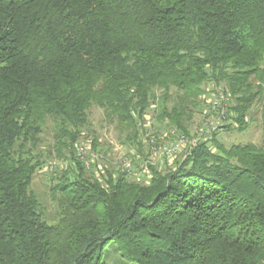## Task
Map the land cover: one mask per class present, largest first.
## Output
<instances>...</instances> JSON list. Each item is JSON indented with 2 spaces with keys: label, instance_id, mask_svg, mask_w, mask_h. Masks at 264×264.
Instances as JSON below:
<instances>
[{
  "label": "trees",
  "instance_id": "trees-1",
  "mask_svg": "<svg viewBox=\"0 0 264 264\" xmlns=\"http://www.w3.org/2000/svg\"><path fill=\"white\" fill-rule=\"evenodd\" d=\"M93 105L141 149L152 106L175 137L219 125L137 179L76 155ZM253 111L259 145L219 141ZM53 159L49 224L31 183ZM109 244L134 264H264V0H0V264H106Z\"/></svg>",
  "mask_w": 264,
  "mask_h": 264
},
{
  "label": "rangeland",
  "instance_id": "rangeland-1",
  "mask_svg": "<svg viewBox=\"0 0 264 264\" xmlns=\"http://www.w3.org/2000/svg\"><path fill=\"white\" fill-rule=\"evenodd\" d=\"M208 90L211 87L207 88ZM217 93L220 91L216 89ZM216 92H211L209 95H206V103H210L209 101H214V98L217 94ZM216 99V98H215ZM220 107V104H219ZM153 106L148 111V116L145 119V128L147 129L145 136H149L154 132V135H157L158 140L155 142V145H152L151 148L149 145L143 144V149L138 148L135 143H131L129 140L125 139L126 131L123 129H119L112 123H108L104 116L102 109L97 106H91L89 109L88 119L89 125L85 128L83 132V138L77 143L82 145H90V142L93 137L97 138V144L99 152L96 150L93 151L100 159L98 168H101L105 165L107 168H118L119 162L123 157L133 158L134 155L138 154L139 159H134V166L139 167L142 163H148V165H159L160 167H167L180 153L186 149V146H182L177 153H175L171 157H161L159 156V148L163 143H167L169 141L176 140L175 136H170L169 131L165 130L162 124L157 123L153 116ZM214 110V108L212 109ZM212 112V111H211ZM215 114L207 116L203 121H201V125L203 123H210L213 117L216 118ZM200 116L197 113H194L190 123V130L194 131L196 129V125L200 121ZM251 121H249V127L243 133L238 132H228V131H220L217 134V138L219 141L223 142L225 145H230L231 143H261V131H260V122H259V113L258 111L251 112ZM198 124V126L200 125ZM49 126V125H48ZM199 129V127H197ZM44 137L47 141L50 142L51 132L49 128L47 129ZM155 140V139H154ZM150 143V142H149ZM149 147V148H147ZM87 157L89 155L87 154ZM51 167L44 166L41 170H38L32 180L31 189L37 195L39 202L43 206L44 210V220L51 224L57 221L56 210L54 209V204L50 199L49 194V186H50V173L55 171V169H59L63 163L59 160H50L49 161ZM149 175V173H148ZM146 175V177H148ZM102 261L106 264H134L131 261H127L120 257L119 253L115 250L112 244L107 245L101 252Z\"/></svg>",
  "mask_w": 264,
  "mask_h": 264
},
{
  "label": "built area",
  "instance_id": "built-area-1",
  "mask_svg": "<svg viewBox=\"0 0 264 264\" xmlns=\"http://www.w3.org/2000/svg\"><path fill=\"white\" fill-rule=\"evenodd\" d=\"M217 93V91H216ZM216 98V99H215ZM214 101H209L212 102L213 106L219 105L223 102H225L226 100V96H224V94L219 91L217 93V95L215 96ZM224 105V104H223ZM218 121L213 122L212 120L210 121V123H203L201 125V127L198 129L199 131H196L195 135L190 137V138H185V137H176V140L173 141H169L167 143H163L161 145V147L159 148V156L161 157H171L173 156L175 153H177V151L180 150V148L182 146H187V145H195L196 143H198L200 140H206L207 139V134H210L211 131L215 130L217 128V126L219 125V119H217ZM204 129V130H203ZM173 131L171 130L169 132V135L172 136ZM92 148L90 147V145H82V144H76L75 147V153L76 155L84 161L85 167L88 168L90 162L95 161L97 155L91 151ZM87 154L89 155V157H87ZM134 159L138 160L139 159V155L136 154L134 155L133 158H129V157H123L122 160L119 162V168L121 171H125L129 174H131L134 178L137 179H142L144 177H146V175H148V173H150V168L148 165V163H141L139 165V167L134 166Z\"/></svg>",
  "mask_w": 264,
  "mask_h": 264
}]
</instances>
